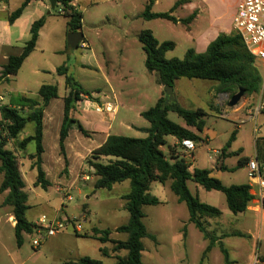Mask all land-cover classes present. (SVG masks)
<instances>
[{"label":"rangeland","instance_id":"374dc122","mask_svg":"<svg viewBox=\"0 0 264 264\" xmlns=\"http://www.w3.org/2000/svg\"><path fill=\"white\" fill-rule=\"evenodd\" d=\"M22 1L9 0L10 15L21 6ZM181 1L183 0H159L153 11L168 13ZM194 1V3H184L175 8L172 13L175 18L185 20L199 10L197 18L195 17L189 23L191 31H188V24L184 22L142 19L141 15L145 10L147 0H75L74 4L83 13L82 34L84 39L82 42L87 45V48H83L81 42L77 49L71 48L67 43V19L60 14V10H50V15L48 11L42 10V16L46 17V25L35 50L25 60L16 76H12L9 82L0 81V108L10 105L11 100L18 96L37 97L43 85H57L59 97L51 101L50 108L45 115V121L52 124L49 125L52 132L47 131L45 146L50 154L49 159L53 158L55 149H57L56 157L60 155L65 166L66 147L62 152L59 146V124L63 119V97L69 90L65 84V76L57 74V69L65 65L68 67V73L92 93L91 97H82L80 107L73 111V116L77 111L79 115L80 112H89L90 123L89 121L87 123V120L84 122L86 127L92 131L96 127L106 129L110 125L108 132L110 135L130 138L147 137L148 134L141 130L148 129L151 125L141 114L153 108L161 97H165V94L164 88L161 89L158 83V75L150 73L145 67L146 54L139 42V34L143 30H150L160 43L173 42L175 48L166 53V59H183L189 49H199L198 53L202 54L206 50L202 51L198 44L206 39L211 23L215 22L226 29L230 25L236 2V0ZM29 10L19 21L21 27H25L30 21H35L34 19H40V14L36 16L33 11ZM6 19L8 20L7 13L1 16V20L6 21ZM227 32L228 34L235 33L232 27L228 28ZM1 34L5 35L1 32L0 37ZM22 43L20 41L17 47L22 46ZM253 68L263 77L261 91L251 96L244 95L236 107L227 110L226 107L231 97L229 94L218 92L217 82L185 78L175 82L176 97L183 107L203 109L208 114L206 130L209 131L213 143L211 145L204 142L197 144L194 151L195 159L192 162L194 166L203 169L215 168L218 162L209 159L208 156L213 154V148H217L221 143H227L236 131V138L230 149L234 154L226 160V165L234 170L212 175L224 185L239 184L247 180V168L239 167L240 158L253 157L256 142L264 140V116H259L255 125V121L246 115L249 110H253L260 96L264 94L263 63L255 59ZM107 103L117 107L113 120L109 118L110 114L105 109ZM220 105L224 112L220 111ZM97 106L104 107L102 114L96 112ZM233 109H239L241 113H245L239 119L240 125L229 120ZM113 112L114 110H111V113ZM168 118L181 127H186L184 120L176 113L170 112ZM33 128L34 125L29 123L16 140H11L5 133L0 132V140H6L5 149L13 152L17 157L26 184L25 190L29 195L28 205L30 206L26 216L32 222L46 216L49 219H68L69 223L62 233L47 239L37 250L32 246L33 239L37 238L35 233L24 234L21 246H18L14 236L11 242L12 250L10 241L8 243L6 241L7 237L10 238L14 232L7 214L12 213V207L3 205L5 193H0V234L5 238L2 243L8 251L5 252L0 248V264H66L84 256L100 260L103 264H116V257L126 256L127 251L114 252V243L108 242L102 245L94 239L81 237V235L89 236V231L94 228L113 230L126 225L129 220V213L122 208L124 202L117 195L121 191H128V185H118L116 191L96 190L94 187L96 177L93 176L94 170L89 167L87 160L92 151L101 145V138L95 135L87 139L85 137H90L89 133L83 137L75 126L70 130L71 145L69 143L68 152L74 153L76 145L87 149L71 158L76 163L72 161L73 178L80 172V179L77 178L72 185L69 191L72 200L67 201L65 200L66 192H61L58 188L70 185L65 176L68 174V164L62 178L52 179L50 187L43 189L41 186H35L37 170L32 169L34 161L30 160V155L35 153V143H30L25 148L20 147L22 138L31 135ZM55 128L58 131L56 142L52 141ZM199 135L204 136L201 132ZM165 141L166 144L161 149L164 154L168 155L176 139L167 136ZM89 147L94 149L91 150ZM102 161L105 163L107 159ZM80 166L83 167L80 168ZM86 175L89 177L88 180H85ZM2 180L3 174L0 172V185ZM196 187L200 188V193ZM188 188L193 196L199 197L202 203L224 212L225 218L220 223L221 227L227 232H240L238 235L229 237L224 244L229 247L230 260L234 264H249L252 254L256 255V242L261 229L264 232L260 217L258 219L246 217L248 220L243 217L236 219L235 214L228 209L225 195L222 192L207 191L193 182L188 183ZM150 193L162 203L143 208L146 216L144 224L148 232L157 239H143L142 262L144 264H225L224 255L219 246L212 248L205 256V247L208 242L206 243L203 234L195 224L188 222V208L171 191L170 183L162 185L159 182H153ZM209 220L212 223H209ZM216 221L217 219L205 220V225L206 222L209 224L211 234L219 233L216 230L218 229ZM79 225L82 227L80 232L75 230V227ZM184 227L186 230L179 232V229ZM249 230L251 236L247 234ZM178 232L180 235L186 233L185 248L180 247V237H176V234L179 235ZM111 238L114 241L124 240L127 235L113 231ZM104 246L110 256H103L100 252L99 248ZM19 249L18 255L12 252ZM8 253H11L15 259L13 262L8 258Z\"/></svg>","mask_w":264,"mask_h":264},{"label":"trees","instance_id":"16d2710c","mask_svg":"<svg viewBox=\"0 0 264 264\" xmlns=\"http://www.w3.org/2000/svg\"><path fill=\"white\" fill-rule=\"evenodd\" d=\"M31 1L25 0L22 5L9 16V23L13 24L21 17L25 8ZM56 9L62 8L63 16L67 19V33L82 32L83 13L74 4L75 0H55ZM157 0H148L141 18L146 21L156 19L168 20L178 23L172 13L175 8L184 4L185 0L177 3L168 13H154L153 6ZM195 13L188 19L181 20L189 24ZM46 17L35 21L30 29V39L25 43L19 55L10 56L2 67L0 81L9 82L10 77L16 76L25 60L35 50L40 30L45 25ZM139 42L146 54L145 67L150 73L158 75V83L162 87H175V82L182 78L200 79L218 83V92L235 95L239 90L244 95L251 96L261 91L263 77L253 68L255 58L248 52L242 38L236 32L234 34L220 33L213 40L202 54L195 49H189L183 59H166V53L175 48L173 42L160 43L150 30H143L139 34ZM80 47V46H79ZM57 74L65 76V84L69 94L64 98V116L60 130L59 145L62 152L65 150V141L73 126L83 135H88L81 123L74 118L73 111L83 96L91 97L92 93L78 83L68 73V67L63 65L57 69ZM165 94V93H164ZM59 97L57 85H43L38 91L37 97L26 95L13 98L10 105L0 108V126L7 131V137L11 140L19 138L29 123L34 125V134L24 138L20 147L25 148L30 143H35V153L30 155L34 161L32 169L37 170V181L35 186L43 189L49 187L42 168L44 112L53 99ZM175 97V96H174ZM170 112L176 113L182 118L187 127L202 132L206 127L207 112L203 109H186L176 100L166 102L161 97L157 104L143 112L141 116L150 123V128L142 129L147 133L145 138H130L120 135H110L105 143L95 149L87 160L90 168L94 170L93 176L95 189L111 190L116 184L129 182L130 192L122 196L125 201V209L129 213V220L115 230L95 229L92 237L100 241L102 245L114 243V252L127 251L126 256H117L116 264H144L142 252L144 251L143 239L155 240L145 224V206L160 204L157 197L151 195L150 189L153 182L162 185L170 183L171 191L178 197V200L185 203L190 222L195 224L206 239H210L211 248L214 240L207 231L205 220L217 219L222 212L213 206L202 203L197 196H193L188 188V183L193 182L202 186L207 191H219L225 195L228 209L235 215L247 210L253 196L250 193V186L247 184L225 186L220 180L212 176V171L207 169L190 170V165L184 158L182 146L183 140H192L199 143L201 138L192 131L181 127L168 118ZM172 136L177 144L170 147L169 154L162 151L166 144L165 137ZM236 132H233L222 152L223 155L235 141ZM6 140H0V172L3 180L0 185V193H5L4 206L12 207L15 219V237L18 246L22 245L24 234L35 233V224L28 221L27 211L29 195L26 192V184L19 168L17 157L13 152L5 149ZM107 159V162H103ZM249 158L244 162L248 163ZM264 162V161H263ZM67 165V162H66ZM226 170V167H223ZM264 174V172H263ZM87 176V175H86ZM123 233L127 235L126 240L114 241L111 234ZM87 238L88 235H81ZM103 256H109L105 247L100 248ZM225 264H232L227 250L222 249ZM66 264H103L100 260L90 257H81L76 261H69Z\"/></svg>","mask_w":264,"mask_h":264},{"label":"crops","instance_id":"0c3cea01","mask_svg":"<svg viewBox=\"0 0 264 264\" xmlns=\"http://www.w3.org/2000/svg\"><path fill=\"white\" fill-rule=\"evenodd\" d=\"M25 0H23L22 1V3L24 2ZM148 1V0H147ZM158 1L159 0H157L156 2H155V4H154V6L158 3ZM239 1L240 0H236V2H235V7H234V11H233V13H232V16H231V22H230V25L225 29H223V27L222 26H218L215 22H212L211 23V25H210V27H209V29H208V35H207V37H206V39L205 40H203L202 42H200L199 44H198V47H200L201 48V50L203 51H205L206 49H207V47H208V45L213 41V40H215L216 38H217V36L220 34V33H227L228 34V32H227V29L228 28H233V18H234V16H235V14H236V12H237V5H238V3H239ZM195 1L194 0H185V2L184 3H194ZM147 4V3H146ZM3 5L4 6H2L1 8H0V33L1 32H4L5 33V35H3V34H1V37H0V71L2 70V67L6 64V62H7V60H8V58L10 57V56H13V55H19L21 52H22V49H23V47H24V45H25V43L30 39V29H31V26H32V24L35 22V21H37V19H34L35 21H30V23L28 24V25H26L25 27H21L20 26V24H19V21L24 17L23 15L26 13V11L27 10H29V11H33V13H35L36 14V16L38 15V14H40V19L43 17L42 16V10H45V11H48L49 12V10H51L50 9V3H49V0H38V1H31L29 4H28V6L25 8V10H24V12H23V14L21 15V17L19 18V19H17V21H15L13 24H10L9 23V11H10V7H9V0H3ZM22 5V4H21ZM43 5V6H42ZM36 6H39V7H36ZM154 6H153V8H154ZM182 6V5H181ZM180 7V6H179ZM31 8H33L32 10H31ZM152 11H153V9H152ZM198 11L199 10H196V12L198 13ZM154 12V11H153ZM5 13H7V17H8V20L6 19V21H3V20H1V16L3 15V14H5ZM154 13H158V12H154ZM197 13H195V16H194V18L196 17L197 18ZM51 14V13H50ZM50 14H48V15H50ZM174 16V15H173ZM39 18V17H38ZM193 18V19H194ZM177 20H179L178 21V23L180 22L181 23V19H179V18H176ZM193 19H192V21H193ZM45 25H46V23H45ZM45 25L42 27V29L40 30V35H39V39H38V42H39V40H40V37H41V34H42V31H43V29H44V27H45ZM187 30L188 31H191V27H190V25L188 24V27H187ZM20 41H22L23 43V45L22 46H20V47H17V45L19 44V42ZM82 44V47L83 48H87V45H86V43H84V42H82L81 43ZM80 44V45H81ZM79 45V46H80ZM84 45V46H83ZM79 48V47H78ZM196 52H200L199 51V49H196ZM1 73V72H0ZM11 78V77H10ZM162 88H164V87H162L161 86V89ZM97 92H99V90L97 91ZM69 94V91L67 92V94L63 97V98H65L67 95ZM174 94H175V98H176V100H177V97H176V89L174 88ZM54 100V99H53ZM177 102L180 104V101H178L177 100ZM51 103V102H50ZM181 105V104H180ZM50 106V104L48 105V107L46 108V110H45V112H44V119H43V124H44V131H43V148H44V153H43V155H42V159H43V162H42V168H43V171H44V173H45V178H46V180L49 182V184L51 185L52 184V179L53 180H57L58 178H62V176H63V174H64V170L66 169V166L67 165H65L64 166V164H63V161H62V157L59 155V157L57 158L56 157V150L57 149H55V154H54V156H53V158L52 159H49V152L46 150V146H45V141H46V135H47V131H50V132H52L51 130H52V128H50L49 127V125H52V124H48L46 121H45V115L47 114V112H48V108H50L49 107ZM106 106H110L111 107V110L113 111L114 110V112L113 113H109L110 114V117L109 118H111L112 120H113V118L115 117V112L117 111V107L116 106H113L112 104H110V103H107L106 104ZM182 106V105H181ZM183 107V106H182ZM221 105L219 106V108H220V111L221 112H224L222 109H221ZM185 108V107H184ZM228 108H230L229 106H227L226 107V110L228 109ZM79 109V108H78ZM89 112H86V113H84V112H80V115H79V113H78V111L75 113V115H74V118L75 119H77L80 123H81V125L84 127V129L89 133V135H90V137H85L84 135H83V137H85V138H87V139H90V138H93V137H95V135H96V137H100L101 138V145H103L104 143H105V141L107 140V138L110 136V134L108 133L109 131H110V125H108L107 126V128L105 129V128H103V127H96L95 129H93V131L92 130H89L87 127H86V124H85V122H84V120H87V123H88V121H89V123H90V118H89V114H88ZM225 114H226V112H225ZM242 114H245V113H241V110H239V109H236V110H232V113H231V117L229 118V120H231L232 122H234L236 125H238V123H239V119L241 118V116H242ZM247 116H249V111H248V113L246 114ZM63 116H64V112H63ZM226 116H227V114H226ZM260 116H262V115H260ZM250 117V116H249ZM259 117V116H258ZM258 117H256V118H253V121H255V125L257 124V118ZM62 122H63V119H62V121L60 122V124H59V126H60V130H61V126H62ZM241 123H239V125H240ZM184 128H186V129H188V130H190V131H192L193 133H195V134H197L200 138H201V141L200 142H204V143H207L208 145H211L212 143H213V140H212V137H210L209 136V131L208 130H206V127H205V129L201 132V133H203L204 134V136L203 137H201L200 135H199V132H197V130L196 129H194V128H191V127H184ZM54 130V129H53ZM58 130H59V128H58ZM255 130H257L256 128H255ZM57 130H56V128H55V134H53L52 135V141L54 140V142H56L57 141ZM236 132V131H235ZM34 134V128H33V132L31 133V135H28V136H26V137H29V136H32ZM69 135H70V132H69ZM92 136V137H91ZM215 135H213V137H214ZM26 137H24V138H26ZM24 138H22V139H24ZM59 140H60V134H59ZM192 141V140H191ZM199 142V143H200ZM69 143H70V138H69V136L67 137V139H66V141H65V143H64V145H65V147H66V157L64 158L65 159V163L67 162V164H68V167H67V175H65L66 177H67V179L69 180V182H70V185L67 187H61V189L60 188H58V190H60L61 192L62 191H64V192H66V193H68L69 194V191H70V189H71V187H72V185H74V183H75V181H76V179L77 178H79L80 179V177H79V175H80V172L78 173V174H76L75 175V177L73 178V174H74V171H73V167H72V161H73V163H75V160H72L71 158H74V157H76L75 155H80L81 154V152L82 151H84L85 149H87V148H82L81 146H79V145H76L75 147H74V153H70V152H68V148H69ZM177 144V140H176V143L174 144V146ZM196 144V148H197V144L198 143H195ZM70 145H71V143H70ZM100 145V146H101ZM225 145H226V143H224V144H220V145H218V147L217 148H213L212 149V152H213V154L212 155H209L208 157H209V159H211V160H214V161H216V162H218V164H217V166L215 167V168H210V169H207V170H211L212 171V175L213 174H215V173H225V172H230V171H232V170H234V169H230L227 165H226V160H227V158L228 157H230L231 155H233L234 153L232 152V151H230V149H231V147L227 150V152L225 153V155H223V152H222V150H223V148L225 147ZM60 146V145H59ZM99 146V147H100ZM98 147V148H99ZM91 150H93L94 148H91V147H89ZM95 149H97V148H95ZM94 149V150H95ZM93 150V151H94ZM196 150V149H195ZM92 151V152H93ZM184 158H185V160H186V162L190 165V170L191 171H193L194 169H203V168H199V167H196V166H194L193 164H192V162H194V152L192 153V157H190V153L185 149L184 150ZM52 156V155H51ZM245 158H249V161H248V163L251 161V160H255V161H257L258 162V164L260 165V166H263L264 165V140L263 141H257L256 142V150H255V154H254V156L253 157H242V158H240V161H239V167H241V168H247V180L246 181H243V182H241V183H239V184H231V185H225V186H227V187H229V186H233V185H243V184H247V185H249L250 186V188H251V190H250V193H251V195L254 197L253 198V200L250 202V204H249V206H248V208H247V210L245 211V212H243V213H239V214H237V215H235V217H236V219H241L242 217L243 218H245V219H247L248 220V218H246V217H249L250 219H254V217H256L257 219H258V217H260V220H261V223H263V225H264V211H258V207H257V204H258V195H259V191H260V187H259V185H257V183L255 182V181H253V180H251L250 178H249V176H248V171H249V168H248V163H245L244 162V159ZM76 164V163H75ZM30 166H31V162H30V164H29ZM83 166H80V168H82ZM223 167H226V170L225 169H223ZM215 178V177H214ZM83 180H84V178H82ZM219 180V179H218ZM125 183H127V182H123V183H121V184H116L110 191H116L117 190V186L118 185H128L127 187H128V191H126V192H124V191H121V192H119L117 195H118V197L120 198V200L121 201H123L124 203L122 204V208L123 209H125V201L124 200H122V196L123 195H125V194H127V193H129L130 192V184H125ZM50 185H49V187H50ZM198 185V184H197ZM196 189H197V191L200 193V188L199 187H196ZM65 193V194H66ZM199 198V197H198ZM200 200V199H199ZM159 201H160V204L162 203V201L159 199ZM159 205V204H158ZM126 210V209H125ZM221 211V210H220ZM222 212V216L220 217V218H217V221H216V225L218 226V229H216V230H218V234H211L210 233V231H209V224H207V222H206V225H207V227H206V229H207V231L211 234V236H212V238H213V240H214V243L211 245V248L209 249V251L207 250V248H208V246H210V239H206L205 237H204V240L206 241V251H205V256H206V254L208 253V252H210L211 251V249L212 248H214V247H216V246H219L220 248H221V251H222V249H225V250H227V252H228V254H229V251H228V248L229 247H226L224 244H225V242H226V240H228V238L229 237H231V236H235V235H238V234H240V232H236V231H233V232H227L226 230H224V228H222L221 226H222V224H220L221 223V221L223 220V218H225L224 216V212L223 211H221ZM8 214V221L9 222H11L12 223V229H13V231H14V227H15V222L13 221L14 220V217H13V213H11V212H8L7 213ZM27 217V216H26ZM237 217H240V218H237ZM28 219V218H27ZM189 219H190V215H189ZM39 220V219H38ZM37 220V221H38ZM29 221V220H28ZM37 221H29V222H31V223H33V224H35ZM188 222L190 223V220H188ZM209 223H212L211 222V220H209L208 221ZM205 225V226H206ZM262 226V225H261ZM186 227V226H185ZM183 228V229H179V232H183V231H185L186 230V228ZM116 228H118V227H116ZM116 228H114L113 230H115ZM92 230H95V228L94 229H92ZM92 230L91 231H89L90 233H89V237H87V238H89V239H94V240H96V241H99L98 239H96V238H93L92 237V235H93V233H92ZM99 230V229H98ZM226 231V232H225ZM178 232V233H179ZM250 230L249 231H247V234H249L250 235ZM261 234L259 235V239H257V242H256V245H257V249H256V254H259V256L261 257V259H262V261L264 262V232H263V230L261 229V232H260ZM15 236V232H13L12 233V235H11V237L9 238V237H7V239H6V241H7V243L10 241V246H11V249L13 250V248H12V244H11V242L13 241V237ZM153 236V235H152ZM251 236V235H250ZM176 237H180V240H179V242H180V247L182 248V247H184L185 248V245H184V242H185V238H186V233L184 234V235H180V233H179V235L178 234H176ZM53 238V237H52ZM154 238H155V240H157L156 239V237L154 236ZM127 239V238H126ZM126 239H124V240H126ZM5 241V238H4V236L3 235H1L0 234V248H1V250H4L5 252H8L7 251V247L2 243V242H4ZM100 242V241H99ZM105 248H106V246H104ZM101 248V247H100ZM100 248H99V250H100ZM18 251V252H17ZM17 251H12L14 254H17L18 255V253H19V251H20V249L19 250H17ZM110 256V255H109ZM254 253L252 254V257H251V259H250V262H249V264H253V260H254ZM8 258L13 262V260H15L12 256H11V253H8ZM231 261V260H230ZM232 262V264H234V262L233 261H231Z\"/></svg>","mask_w":264,"mask_h":264},{"label":"built area","instance_id":"2783aa9c","mask_svg":"<svg viewBox=\"0 0 264 264\" xmlns=\"http://www.w3.org/2000/svg\"><path fill=\"white\" fill-rule=\"evenodd\" d=\"M4 6L3 0H0V8ZM60 14L63 15L62 8L59 9ZM233 30L241 36L248 52L255 58L263 63L264 68V0H240L237 5V12L233 18ZM84 46V45H83ZM80 103V102H79ZM79 103L77 108H79ZM107 112H111V107H105ZM96 112L102 114L104 107L97 106ZM264 116V94L260 96L258 103L253 107V110H249L250 118H256L258 116ZM0 132L7 135V131L4 127L0 126ZM182 146L191 154L196 149L195 142L191 140H183ZM248 176L251 180L255 181L260 187L258 197V211H264V165L260 166L257 161L251 160L248 163ZM89 177L85 176V180ZM65 200L71 201L70 194H65ZM65 203V202H63ZM69 223L68 219H49L46 216H42L35 223V234L37 238L33 239L32 246L37 250L43 243L52 237H55L62 233ZM82 227L79 225L75 230L80 232ZM253 264H264L259 254L254 256Z\"/></svg>","mask_w":264,"mask_h":264},{"label":"water","instance_id":"95a60500","mask_svg":"<svg viewBox=\"0 0 264 264\" xmlns=\"http://www.w3.org/2000/svg\"><path fill=\"white\" fill-rule=\"evenodd\" d=\"M50 3V9L54 10L56 7V1L55 0H49ZM51 11L49 10L48 14H50ZM84 35L82 32H70L67 35V43L68 45L73 48L77 49L80 45V43L83 41ZM164 93H165V100L166 102L174 101V88L172 87H164ZM245 92L243 90H239V92L235 95H233L228 103V106L230 108L236 107L241 99L244 97ZM15 222V219L13 220Z\"/></svg>","mask_w":264,"mask_h":264}]
</instances>
